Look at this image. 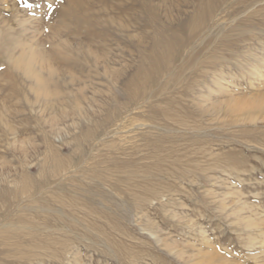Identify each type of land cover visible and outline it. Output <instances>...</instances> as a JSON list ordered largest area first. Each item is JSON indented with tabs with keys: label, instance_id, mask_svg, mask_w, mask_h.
Wrapping results in <instances>:
<instances>
[{
	"label": "rangeland",
	"instance_id": "1",
	"mask_svg": "<svg viewBox=\"0 0 264 264\" xmlns=\"http://www.w3.org/2000/svg\"><path fill=\"white\" fill-rule=\"evenodd\" d=\"M209 1L0 0V264H264V0Z\"/></svg>",
	"mask_w": 264,
	"mask_h": 264
},
{
	"label": "bare ground",
	"instance_id": "2",
	"mask_svg": "<svg viewBox=\"0 0 264 264\" xmlns=\"http://www.w3.org/2000/svg\"><path fill=\"white\" fill-rule=\"evenodd\" d=\"M209 1V0H208ZM210 2V1H209ZM211 3V2H210ZM204 4V3H203ZM70 5V4H69ZM141 5V4H140ZM209 6V5H208ZM207 4H204L203 8H207V9H199L198 13H197V17H195L196 21L199 20L202 15L204 14V16H206L207 14H209L210 12V7H208ZM70 8V7H69ZM68 8V9H69ZM71 9V8H70ZM74 9V8H73ZM142 9V8H141ZM144 10V9H142ZM145 10L147 11V13H149L150 15V18H152V13H151V10L148 9V7H145ZM86 16L84 15V17H81V20L82 18L83 19V22L84 24L86 25V27L88 28L87 31L89 30H92L93 28H99V27H103V23L100 21V16H97L98 13L97 12H94L93 15L91 13H89V16H87V12H85ZM74 17H76L77 15V11L74 9ZM96 16V17H94ZM88 17V18H86ZM90 17V18H89ZM93 18V19H92ZM82 22V23H83ZM83 24V25H84ZM99 26V27H98ZM105 27V25H104ZM101 29V28H100ZM99 29V30H100ZM84 30V29H83ZM98 30V29H97ZM104 30V29H103ZM102 30V31H103ZM85 31V30H84ZM63 32V31H62ZM62 32H52L53 33V37L56 36V37H61L62 35ZM60 33V35H59ZM55 34V35H54ZM90 34V32H89ZM102 34V33H101ZM105 34V33H104ZM98 35V34H97ZM104 36V35H103ZM59 38L57 40H59ZM91 39V38H90ZM94 39V38H93ZM92 39V40H93ZM33 41H30L28 44L27 43H20V44H17L15 43L14 45V49H19V53H18V56L17 57H14L11 53L9 54V59H7V65L9 67H11L12 70L14 71H17V70H22L24 72V76L26 77V79L30 80V82L32 83V90H34V92H36L37 94L41 95V96H44V97H54L55 93H50L48 90H47V85H48V82L51 81V77L50 76H53V73H54V70L53 69H50L49 72H47V76L48 78L45 79L44 76L41 75V69L42 67L39 66V70L38 69H35V67L37 68V62H34L35 60V56L33 55L34 53V50H33V45L32 44ZM178 41H177V38L176 37H173L172 39H169L167 42H165V46L167 48H169V53L174 50L176 48V46L178 45ZM180 45V44H179ZM62 46H66L65 45V42H59L57 43V47L61 48ZM155 46L153 45V48ZM63 48V47H62ZM152 48V51H151V58H155V61H164V59H169V57L171 55L174 54V51L173 53L171 52L170 54L166 51H162L161 53L160 52H157L156 49L153 50ZM70 49V48H69ZM66 50V49H65ZM64 50V51H65ZM68 51V50H67ZM67 51L65 53H67ZM72 51V50H71ZM64 53V54H65ZM69 53V52H68ZM157 54V55H156ZM66 55V54H65ZM175 56V55H173ZM67 57V55H66ZM69 57V56H68ZM174 58V57H173ZM63 59V58H62ZM65 59V58H64ZM67 59V58H66ZM42 60L44 61L45 58H42ZM50 68V67H49ZM48 68V69H49ZM4 124V123H2ZM5 125V124H4ZM6 127V126H5ZM4 127V128H5ZM9 132L12 131L11 128H8ZM13 134V133H12ZM20 148V147H19ZM20 150V149H19ZM22 154V150L20 152ZM20 184L21 186L24 185V180L25 178H21L20 179Z\"/></svg>",
	"mask_w": 264,
	"mask_h": 264
}]
</instances>
